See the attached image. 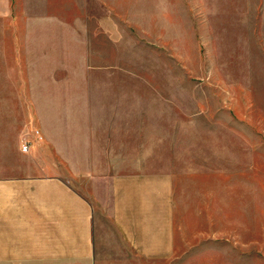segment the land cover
<instances>
[{
  "label": "crops",
  "instance_id": "crops-1",
  "mask_svg": "<svg viewBox=\"0 0 264 264\" xmlns=\"http://www.w3.org/2000/svg\"><path fill=\"white\" fill-rule=\"evenodd\" d=\"M4 12L0 0V132L4 118L15 116V84L60 87L44 95L43 113L32 110L41 138L27 153L38 170L0 172V264H178L188 243L181 221L203 214L188 197L204 194L191 178L197 171L180 166L211 163L206 145L197 157L195 141L181 139L196 134L197 119L195 109L181 107L179 80L18 77L15 66L68 67L69 34H41L47 44L40 48L24 39L15 46L13 32L5 47Z\"/></svg>",
  "mask_w": 264,
  "mask_h": 264
},
{
  "label": "rangeland",
  "instance_id": "rangeland-1",
  "mask_svg": "<svg viewBox=\"0 0 264 264\" xmlns=\"http://www.w3.org/2000/svg\"><path fill=\"white\" fill-rule=\"evenodd\" d=\"M3 8L5 47L13 32L15 46L24 39L40 48L47 44L41 34H69L68 67L15 66L18 77L178 79L181 107L195 109L197 119L196 134L181 139L195 141L197 157L206 145L211 158L180 166L197 171L191 178L204 194L188 197L203 214L181 221L188 243L178 264H264V0H3ZM97 22L100 48L93 58ZM11 72L4 70L6 77ZM15 87V116L4 118L0 132L5 175L38 170L32 150L20 147L26 139L40 141L32 110L43 113L44 95L60 86Z\"/></svg>",
  "mask_w": 264,
  "mask_h": 264
},
{
  "label": "built area",
  "instance_id": "built-area-1",
  "mask_svg": "<svg viewBox=\"0 0 264 264\" xmlns=\"http://www.w3.org/2000/svg\"><path fill=\"white\" fill-rule=\"evenodd\" d=\"M31 143H32L31 139H26V141L23 144H21L20 147L21 151L27 153V151H29L31 148Z\"/></svg>",
  "mask_w": 264,
  "mask_h": 264
}]
</instances>
